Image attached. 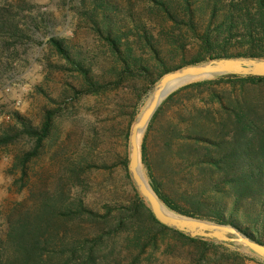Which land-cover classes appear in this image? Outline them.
<instances>
[{
  "label": "trees",
  "instance_id": "obj_1",
  "mask_svg": "<svg viewBox=\"0 0 264 264\" xmlns=\"http://www.w3.org/2000/svg\"><path fill=\"white\" fill-rule=\"evenodd\" d=\"M80 9L83 25L98 42L96 52H84L70 43L77 52L72 55L65 39L57 36L48 39L65 59V68L80 75V85H71L73 97L117 89L135 78L146 84L144 93L136 90L137 97L145 96L163 75L188 65L218 58L264 59V0H80ZM37 13L36 4L30 0H0V49L29 39L32 32L40 29L38 22L47 27L45 15ZM192 50L194 52L186 59L185 53ZM174 52L182 53L177 62L171 61L170 55ZM1 61L0 55V73L4 69ZM261 81L264 76L219 75L191 82L171 93L147 126L141 144V162L147 169L151 188L169 210L233 225L243 235L264 244V150L256 153L257 145L264 147V124L255 123L247 102L241 100L236 101V105H228L226 96L212 92L209 98H217L220 112L211 109L205 112L216 127L204 124L190 127L192 133L179 137L194 144L205 143V154L196 157L193 164L205 162L219 168L210 171L217 175L212 184L214 187L220 183L230 185L234 193L230 201L210 202L199 197V193L188 206L172 200L151 173L146 155V141L163 107L181 91L228 82L233 87L239 84L244 92L247 82ZM55 112L46 110L39 125L15 114L16 123L0 133V145L21 135L31 137L33 151L17 159L18 164L24 166L51 131ZM212 113L218 114L219 119ZM168 137L170 134L165 138ZM167 144L170 145V141ZM216 147L224 152L213 154L212 148ZM82 162L75 165L80 168ZM104 208L102 213L89 207L73 188H58L52 195L41 197L33 211L20 213L9 221L5 246H12L13 252L3 255L0 264H122V260L116 261L115 254L114 258L109 254L101 256L102 243L129 226L131 235H126H130L127 240L132 249L125 258L135 264L142 254H155L162 236L175 235L197 244L201 260L209 247L230 249L234 244L191 237L160 223L136 189L134 199L128 203L117 208L105 205Z\"/></svg>",
  "mask_w": 264,
  "mask_h": 264
},
{
  "label": "rangeland",
  "instance_id": "obj_2",
  "mask_svg": "<svg viewBox=\"0 0 264 264\" xmlns=\"http://www.w3.org/2000/svg\"><path fill=\"white\" fill-rule=\"evenodd\" d=\"M30 1L36 4L37 15H45L48 25L44 27L38 22L40 29L29 32V39L14 47L0 49L4 65L0 73V133L16 123L15 114L39 125L46 110L56 112L51 131L24 166L18 164L17 159L33 151L34 140L31 137L21 135L0 145V258L13 252L12 246H5L9 221L20 213L33 211L41 197L52 195L58 188H73L76 195L84 197L86 205L102 213L105 205L117 208L134 199L135 189H138L128 168L130 132L156 86L147 95L137 97V91L144 93L146 84L144 80L135 78L117 89L73 97L71 85H80V75L65 68V59L54 50L48 39L62 37L72 55L77 52L71 44L87 53L96 52L98 42L83 25L80 0ZM193 52H186V59ZM170 57L172 62H177L182 53L174 52ZM212 78H198L191 82ZM191 82L180 85L173 92ZM212 92L226 96L228 105H236V101L247 102L255 123L264 124V81L247 82L244 92L239 84L233 87L228 82L188 88L163 107L164 111L146 141L147 161L162 190L184 206L195 201L197 193L210 202H227L234 194L228 184L213 186L212 181L217 175L210 171L219 168L205 162L193 164L196 157L205 154V143L194 144L179 138L192 133L193 128L190 127L202 124L216 127L205 112L208 109L220 112L217 98L212 99L214 101L209 98ZM212 114L219 119L218 114ZM182 128L190 131H182ZM146 131L147 128L141 136L140 148ZM168 134L170 137L165 138ZM169 141L170 145L167 144ZM263 148L257 145L256 153L263 152ZM212 149L213 154L224 152L217 147ZM239 150L244 151L242 148ZM81 162L80 168L75 165ZM141 166L148 180L147 169L142 162ZM130 232L131 226L104 240L101 256L109 254L113 257L115 254L118 263L122 260V264H135L125 258L132 249L127 240ZM159 243L160 248L154 255L146 252L136 264H264V258L238 243L230 249L209 247L202 260L197 244L178 239L175 235L162 236ZM111 246L114 249L110 250Z\"/></svg>",
  "mask_w": 264,
  "mask_h": 264
},
{
  "label": "water",
  "instance_id": "obj_3",
  "mask_svg": "<svg viewBox=\"0 0 264 264\" xmlns=\"http://www.w3.org/2000/svg\"><path fill=\"white\" fill-rule=\"evenodd\" d=\"M229 74L264 76V59L218 58L200 64L188 65L163 75L156 84L145 108L131 127V150L128 168L138 191L149 203L152 213L160 223L186 232L191 237H203L226 243L241 244L243 248L249 249L264 258V244L243 235L233 225L185 216L171 210L170 212L164 211L162 209L164 204L151 188L141 166L140 139L163 100L180 85L195 79ZM177 83H180L179 86H177Z\"/></svg>",
  "mask_w": 264,
  "mask_h": 264
},
{
  "label": "bare ground",
  "instance_id": "obj_4",
  "mask_svg": "<svg viewBox=\"0 0 264 264\" xmlns=\"http://www.w3.org/2000/svg\"><path fill=\"white\" fill-rule=\"evenodd\" d=\"M178 84H180V83H177V86H179ZM162 209L164 210V211H169L170 212V210L168 209V208H166L164 205H162Z\"/></svg>",
  "mask_w": 264,
  "mask_h": 264
}]
</instances>
